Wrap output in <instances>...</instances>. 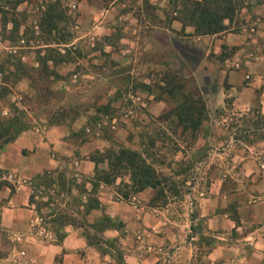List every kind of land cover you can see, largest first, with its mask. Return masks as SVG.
Segmentation results:
<instances>
[{"label": "rangeland", "instance_id": "rangeland-1", "mask_svg": "<svg viewBox=\"0 0 264 264\" xmlns=\"http://www.w3.org/2000/svg\"><path fill=\"white\" fill-rule=\"evenodd\" d=\"M17 1L0 0L2 116L24 110L30 123L28 131L41 134L55 128L67 131L64 141L76 149L69 157L70 163L86 178L94 174L95 164L89 157L96 151L113 145L135 150L147 147L150 160L167 178L166 199L159 200L156 208L150 206V201L134 200L136 197L129 202L116 201L115 186L101 188L99 196L109 200L112 193L116 204L110 210L119 214L128 213L131 205L156 209L159 213L155 214L169 220V225L179 229L181 236L160 248L149 241V233L155 231L147 227L144 228L147 233L132 231L130 245H125L128 237L125 226L121 233L126 236L120 241L125 259L143 255L156 257V264H196L218 241L213 237L217 234L208 229L206 219L201 216L200 200L210 195L221 179L224 191L246 188L250 180L243 165L248 161L264 164L263 131L247 140L240 137L246 129L254 127L248 120L257 119L255 113L244 114L251 109L262 112L260 98L249 110H244L238 109L228 94L223 95L228 88L221 84L215 61L230 50L216 55L212 48L209 53V47L202 41L171 30L176 17L174 0H22L20 4ZM52 4H59L56 10L64 13L57 18V30H51L53 21L47 18ZM14 22L19 24V32H11ZM183 47L190 49H184L190 53L189 58L180 54ZM59 52L66 56V62L55 65L49 59L53 56L61 59ZM169 77H176V84H185L183 92L187 95L203 90L210 117L195 139L180 135L181 129L175 135L173 119L164 121L178 104L161 90ZM250 82V78H245L244 85ZM218 99H224L220 106L216 104ZM227 100L232 101V110L226 109ZM104 107L108 109L101 110ZM236 124L238 127H234ZM55 158L59 161L55 170L68 165L57 152ZM18 176L0 171V181H7L14 188L29 186L34 178ZM149 192L152 198L154 192ZM3 204L0 201V214ZM64 204L60 206L82 221V214L75 213L79 207L69 199ZM50 211L48 207L42 213L46 216ZM106 211L88 217V221L96 222ZM222 212L233 218L237 208L229 205ZM34 226L43 232L38 236L48 240L55 237L45 229L53 224H44L37 212ZM78 230L82 235L88 230L95 234L86 227ZM119 235L117 231L105 234L107 238ZM228 237L236 239V234ZM11 244L0 228V257L8 254ZM108 253L104 259L116 264L112 253Z\"/></svg>", "mask_w": 264, "mask_h": 264}, {"label": "crops", "instance_id": "crops-1", "mask_svg": "<svg viewBox=\"0 0 264 264\" xmlns=\"http://www.w3.org/2000/svg\"><path fill=\"white\" fill-rule=\"evenodd\" d=\"M225 24L229 26L226 32L212 36H193L195 29L186 27L183 30L178 21L173 22L171 30L202 41L209 47L208 52L213 48L216 55L222 54L225 45L230 52L217 58L218 62L215 61L221 84L228 88L223 95L228 94L234 100V105L244 110H249L259 97L264 115V0H247L238 18L232 23L226 21ZM253 27L255 32H252ZM176 48L179 50V44H176ZM184 49L190 50L183 47L180 54L189 58L190 53ZM246 76L251 79L247 86L244 85ZM222 103L224 99L216 100L217 105ZM67 135L68 132L62 128L50 129L45 134L23 132L0 151V170L19 175L22 179L55 170L59 165L55 158L56 152L64 158L75 154V146L64 141ZM243 166L245 176L250 180L246 188L224 191L221 179L220 184L210 191V195L200 200L201 216L206 219L208 229L217 234L213 237L218 241L214 242L208 255L200 258L196 264H264V164L248 161ZM149 191L152 190L137 194L136 199L148 203L151 198ZM31 193L28 185L16 187L14 193L10 187H4L0 192V201L4 202L0 228L12 243L8 254L0 257V264H112L109 259L102 258L98 250L89 246L81 232L72 226L64 228L66 237L61 243L54 238L48 240V237L38 236L34 230L35 210L30 205ZM109 196V200L100 197V201L103 209H107V214L125 224L128 233L125 245H130L132 231L147 233L144 229L147 227L155 231L149 233V241L157 243L160 248L163 243L169 244L181 236L179 229L169 225L170 221L155 214L159 211L151 207L131 205L128 213L120 214L110 210V207L115 208L111 205L116 203L112 193ZM229 205L236 206L241 225H237L229 213L222 212ZM100 211H93L89 217L99 216L97 213ZM233 233L236 239H229L228 236ZM222 235L227 237H220ZM219 240L227 241L220 243ZM158 247L152 245L154 249ZM134 251L138 250L134 247ZM126 262L156 264L158 259L154 256L135 255L128 257Z\"/></svg>", "mask_w": 264, "mask_h": 264}, {"label": "trees", "instance_id": "trees-1", "mask_svg": "<svg viewBox=\"0 0 264 264\" xmlns=\"http://www.w3.org/2000/svg\"><path fill=\"white\" fill-rule=\"evenodd\" d=\"M21 1L18 0V4L22 3ZM172 2L175 5L176 13L173 21L180 22L183 30L186 27H193L195 29L193 36L196 37L219 35L226 32L229 26L225 22H234L244 7V0L242 2L240 0H174ZM56 5L59 4L49 6L48 13L43 12V14H48L47 18L49 20L53 21L51 30H57V25L55 24L57 18L64 16L63 11L59 12L56 10ZM13 25L11 32H19V24L14 22ZM223 49L226 50L227 47L224 45ZM58 55L61 59L53 56L49 60L55 65L66 62L65 55L60 52ZM223 56L222 54L220 58ZM178 83L176 84V77H169L165 81V85L161 86L164 94L178 102L174 110H171L165 116L164 121L173 119L175 126L173 132L175 135L181 129L180 135H187V137L189 135V137L195 139L210 117L204 93L201 90L187 95L184 93L186 85L181 82ZM180 96L181 99H179ZM226 103L228 105L226 109L232 110V101L227 100ZM103 109L107 110L108 107L101 108V110ZM234 113L240 114L241 112L236 111ZM252 113L256 114L257 119L248 120V122H251L254 127L246 129L245 134L240 136L241 140L250 139L252 135L258 134V131H263L264 135V115L259 109H251L244 116ZM25 116L24 110H16L9 117H3L0 112V151L6 145L15 141L23 132L30 129V123L26 121ZM234 127H238V124ZM107 138L111 140L110 137ZM154 145L155 142L153 141L152 146ZM148 151L147 147L143 150H135L117 147V145H113L104 151L98 150L89 157V160L95 164L94 174L90 178H86L80 174L74 165L72 166L69 158H63L68 164L65 168L55 171L47 170L42 174H38L30 181L29 187L32 191L30 205L34 207L35 212L38 213L44 224H53L52 228L45 227V229L48 232L54 233V239L57 242L61 243L66 237L64 228L67 226H72L75 229L90 228L95 231V234H90L88 230L83 235L89 246L98 250L102 258H105L109 254L108 252H111L116 264H128L125 259L126 254L123 248H121L120 242L126 236V233H121L122 229L125 228V224L107 213L103 214L94 223L89 222L88 217L93 211H103L99 196L103 186H115L118 189L116 191V201L129 202L132 198L136 197L135 195L146 190L154 192L150 200V206L153 208L157 207L156 204L159 200L166 199L167 184L165 182L167 178L158 172L155 163L150 160ZM68 169L71 170V176L68 175L70 172ZM4 187H10L12 193L16 191V188L7 181H0V192ZM68 199L76 207H79L75 210V213H81L84 220L79 221L77 217L70 215L69 212L60 206ZM64 205L66 206V204ZM48 207L51 211L45 216L42 210ZM80 208H83V210H80ZM233 220L237 225H241L237 212ZM34 230L38 234L36 226ZM112 231H117L120 235L115 238H107L105 234Z\"/></svg>", "mask_w": 264, "mask_h": 264}, {"label": "built area", "instance_id": "built-area-1", "mask_svg": "<svg viewBox=\"0 0 264 264\" xmlns=\"http://www.w3.org/2000/svg\"><path fill=\"white\" fill-rule=\"evenodd\" d=\"M255 31H256V29H255V27H253V28H252V32H255ZM246 78L249 79L250 77H249V76H246ZM135 199H136V198H134V200H135ZM38 234L43 235V232H42V231H39Z\"/></svg>", "mask_w": 264, "mask_h": 264}]
</instances>
